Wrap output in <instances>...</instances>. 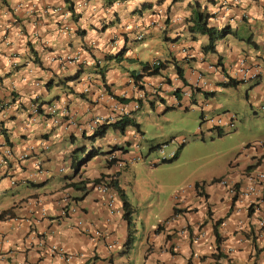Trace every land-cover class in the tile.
<instances>
[{"label":"crops","instance_id":"0c3cea01","mask_svg":"<svg viewBox=\"0 0 264 264\" xmlns=\"http://www.w3.org/2000/svg\"><path fill=\"white\" fill-rule=\"evenodd\" d=\"M195 1L216 12L213 21L228 22L236 31V37L228 35L217 42L216 52L203 53L206 37L193 38L187 30L189 5ZM142 40L156 50L147 61L166 60L167 66L160 75L142 78L148 98L141 108L151 101L156 105L154 88L160 90L164 103L172 105H178L177 89L181 108L198 106L203 114L224 111L226 107L216 100L218 93L231 98L236 93L248 104L264 107V0H0V128L6 129L11 142L8 145L0 133V192H21L12 197L10 206L0 208V212L11 208L10 215L0 217V264H186L190 256L194 264H264L260 224L264 187L258 194L232 197L226 186L211 182L218 176L195 181L201 194L195 182L176 193L172 213L157 224L161 229L144 227L138 235L135 225L134 243L126 249L128 228L120 194L115 189L112 204L107 205L104 194L92 185L94 179L120 172L119 187L134 207L121 185L124 168L118 170L105 157L96 156L73 174L71 150L90 144L77 125L101 116L113 121L121 113V103L131 107L133 102L120 103L105 95L101 79L90 71L99 63L106 68L112 93L132 98L137 88L129 62L136 59L141 66L142 61L139 53L132 54L131 46ZM123 47L120 60L104 58ZM75 55L84 63L79 78L58 85L62 76L77 71L76 63L66 61ZM240 60L249 73L258 71L255 77L235 74ZM199 73L206 84L196 83ZM229 77L240 82L225 85ZM49 79L51 85L46 87ZM37 97L44 104H55L56 123L46 111L33 112L32 99ZM142 111L133 115L138 123ZM130 127L123 134L109 129L94 144L105 152L116 144L123 158L131 156L136 152L124 145L141 129L135 128V134ZM45 141L48 150L43 149ZM7 148L10 156H5ZM263 152L255 148L241 153L243 164L230 172L238 185L247 186L243 174L247 166L264 169ZM22 154L27 157L20 159ZM36 160L41 161L42 174ZM65 194L72 198L74 212H62ZM218 220L219 245L214 234ZM217 246L222 256L215 259Z\"/></svg>","mask_w":264,"mask_h":264},{"label":"rangeland","instance_id":"374dc122","mask_svg":"<svg viewBox=\"0 0 264 264\" xmlns=\"http://www.w3.org/2000/svg\"><path fill=\"white\" fill-rule=\"evenodd\" d=\"M131 50L133 55L140 54L142 62L152 58L156 52L150 48L147 40L134 42ZM138 66L140 62L136 59L129 62L130 70ZM216 97L226 107L218 115L235 113L237 117L235 127L224 131L221 136H218L216 129H210L209 123L201 125V109L198 106L165 110L166 106L173 105L169 101L163 104L157 99L153 108H141L139 125L142 138L139 133L135 137L131 135L130 144L124 145L125 149L140 155L141 159L126 164L121 177V185L136 208L133 217L138 235L144 227L157 226L172 213L176 193L200 179L226 176V173L243 164L241 153L255 149L257 142H264V107L248 104L244 97L236 93L234 98L227 93H218ZM205 113L214 117L213 113L216 112ZM130 129L137 133L134 126ZM84 141L89 143V140ZM162 145H165L163 152H159L158 146ZM177 150L179 152L175 159L161 161ZM19 195L21 192H0V208L10 206L12 197Z\"/></svg>","mask_w":264,"mask_h":264},{"label":"trees","instance_id":"16d2710c","mask_svg":"<svg viewBox=\"0 0 264 264\" xmlns=\"http://www.w3.org/2000/svg\"><path fill=\"white\" fill-rule=\"evenodd\" d=\"M69 6H70V9L73 10V4L71 3ZM189 6L191 9V14L186 19L187 30L190 32V34L193 38H197V36H205L206 37V40H207L206 43H204L201 46V51L203 53L216 52L217 42L220 39H223L228 35H232V36L236 37V31L231 28V26L228 22L217 23V22L213 21L215 14H216L215 11L214 12L210 11L207 6H205V8H201L199 1L192 2V3H190ZM141 37H142V35H139L138 39ZM248 40H250V37L248 38ZM123 49H124V47L118 49L116 52H109L106 54V56L104 58L106 60H109L112 58L120 60ZM72 59L69 60L68 58H66V61H71V62L76 63V65H78L77 71L74 74H67V75L62 76L57 81L58 85L59 84L66 85L69 81H74V80L79 78L80 73L83 70L82 64H84V63H82L80 61V58L78 59V61H75V60L73 61ZM158 60H160V59H158ZM166 66H167L166 60H164V61L160 60L158 65H151V63H149V61H145V62H141V66H140L139 70H132L131 76L133 77L134 82H135V86L137 88L136 94L132 98L119 97V96L112 93L111 88H110L109 84L106 82L105 76H104L106 68L100 67L99 63H95V69L94 70L92 69V71H90V72L97 75L101 79L102 90H103L102 92H104L105 95H107V94L111 95L112 97H116L117 101L128 103L130 100H132L134 102L137 99L138 91L143 92L144 98L147 99L148 93H146L147 91L145 90L144 86L142 85V81H143L142 78L160 75L161 71L163 69H165ZM177 74L180 78H182V73H181L180 68L177 69ZM0 82H1V78H0ZM51 82H52V79H49L48 82H46L45 86L46 87L50 86ZM167 82L170 83V80L167 79ZM238 82H240V81L236 80V79H232L231 77H229V80L226 81L224 84L225 85H233V84H237ZM151 95L155 98V100L158 99L161 103H164V98H162L160 96V94H158V93L152 94L151 93ZM32 103L37 106V112H39L41 114L45 113L44 111H46V108L48 106L47 103L44 104V102H40L39 97L33 98ZM138 103L140 106H142V104L144 103V99H139ZM153 104H154V101H151L150 106L152 108L154 106ZM49 105H51V104H49ZM175 107L176 106H166L165 110L175 108ZM179 107H181V106H179ZM188 108H190V107L189 106L184 107V109H188ZM134 113H135L134 111H130V110L123 112V113H120L114 118L113 121L104 122V123L100 124L95 130L88 131L87 129H85L84 131L81 132L82 138L89 140L90 144L88 146H86L85 144H78L71 150L69 163H70V167L73 168V174L74 175L79 174L81 172V170H80L81 167L83 165H85L87 162H89L90 160H92L94 157L99 156V155H105L107 153V152L103 151L101 149V147H99L97 144H94V141L96 139L103 138L109 129L118 131L122 134L125 132L126 128L129 126H134L135 128L139 129V123L137 121H135L134 116H133ZM229 114L233 116L234 126L232 128H234L235 124H236L237 117H236L235 113H228V115ZM203 115H204L203 110L201 109L200 110L201 124L204 122ZM224 131H226V125L216 126V132H217L218 136H221ZM0 133H1V136L4 137L5 142L8 145H10L11 142L9 141L6 129L1 127ZM73 138L74 137L72 136L71 140H73ZM182 145H183V143L181 144V146ZM153 147H155V146H151V148H153ZM113 148L120 149L119 145H115V147H113ZM178 152L179 151L177 150L173 156H171L170 158H162L161 161L162 162H168V161L175 159L177 157ZM119 173L116 172L111 177L108 184L115 187L117 192L121 196L122 207H123V218L127 222V228H128L127 239L125 241V246H126L125 248L130 249L134 243V240H135L136 228H135V223H134L133 218H132V215L135 212V208L125 198L122 189L119 187V184H118ZM102 179H103V177H100L98 179H94L93 183L96 184ZM81 182H83V181H80V183ZM77 184L78 183L72 182L70 185L74 188H78ZM194 187L196 188L197 193L201 194L200 185L198 182L194 183ZM10 214H11V208L1 211L0 217L3 218L4 216L10 215ZM220 222H221V220H218V221H216V223L214 225V234H215L216 242L218 243V245L221 241V238H220V235L217 231V224H219ZM161 226L162 225L159 224L156 227L155 231L160 230ZM212 256L215 259H218L222 256V253L220 252L219 246H217V253L212 254ZM186 264H194V262L192 260V256H190L187 259Z\"/></svg>","mask_w":264,"mask_h":264},{"label":"built area","instance_id":"2783aa9c","mask_svg":"<svg viewBox=\"0 0 264 264\" xmlns=\"http://www.w3.org/2000/svg\"><path fill=\"white\" fill-rule=\"evenodd\" d=\"M83 3L79 2L78 5L81 6ZM69 60L72 59V57H67ZM79 57L78 55L73 57V61H78ZM160 62V60L158 59H154L152 61V65H158ZM249 68L244 66V62L243 61H238L236 64V69H235V74H239L243 79L247 78V77H255L256 74L258 73L257 70L253 71L252 73H249ZM202 82L203 84L207 83V80L204 78L203 73H199L197 75L196 78V83ZM177 91L174 90V92ZM152 93L155 94H160V90L158 88H154L152 90ZM188 95L190 96V93H188ZM176 98L175 102L176 104H180L179 101V94L178 96L175 95ZM139 99H144V93L141 91H138V96L137 99L132 102L131 107H128L127 105H123L121 102V105L119 106V110L121 111V113L126 112V111H134L139 109L140 105L138 103ZM32 110L34 113H38L37 112V106L35 104L32 105ZM46 112L50 114L53 123L58 121V117H57V107L55 106V104H51L48 105L46 108ZM112 119H108L105 116H101V117H94L91 118L85 125H77L78 130L80 131H84L85 129H87L88 131H92L95 130L100 124L107 122V121H111ZM204 122L205 123H209L210 125H216V126H222V125H226L227 128H232L234 126V120H233V116L232 115H227V116H214V117H204ZM256 146L258 147H262L264 148V143L263 142H258L256 143ZM43 149L44 150H48L49 149V144L45 141L43 142ZM11 155V150L9 148H7L5 150V156H10ZM27 157V154H22L20 155V159H24ZM117 158V154L116 152H112L110 154L107 155V160L108 161H114L115 160V166L117 168H120L124 165L125 161L123 159H116ZM34 165L36 166L38 172L40 174L43 173L42 169H41V161L40 160H36L34 162ZM61 170H63V168H61ZM245 174V179L247 182V186L245 188L241 187L240 189V193L243 195H248V194H258V192H260L263 187H264V169H252L250 171H247L244 173ZM217 182L223 186H227L228 187V191L231 194H235L236 193V187H235V183L236 181L230 176V173H227L226 176L220 177L217 179ZM98 188L99 190L105 194L106 196V200H107V205H111L112 204V199L114 196V193L112 190L109 189V187L106 185V183H99L98 184ZM63 201L65 205H68V210L69 211H74L75 207L73 205V203L69 200V197L67 195H64L63 197ZM62 212L65 214V209L62 210ZM261 225H264V221H262L260 223ZM52 251H56L57 247L52 245L51 247Z\"/></svg>","mask_w":264,"mask_h":264},{"label":"clouds","instance_id":"9594fccd","mask_svg":"<svg viewBox=\"0 0 264 264\" xmlns=\"http://www.w3.org/2000/svg\"><path fill=\"white\" fill-rule=\"evenodd\" d=\"M154 60V59H153ZM152 60V61H153ZM152 61L151 62H149V63H151V65H152ZM153 94V93H152ZM174 94L175 95H177L178 96V91H175L174 92ZM179 105V104H178ZM178 105H173V106H176V107H179ZM151 107V106H150ZM141 109V106L139 107V109H137V110H134V112H136V111H138V110H140ZM132 111V110H131ZM215 116L217 115V116H222V115H218V114H214ZM228 115V113L226 114V115H224V116H227ZM203 117H209L208 115H206V114H204L203 115ZM205 122H203L202 124H204ZM201 124V125H202ZM210 129H216V125H211L210 126ZM230 128H227L226 127V131H228ZM139 133V132H138ZM140 134V136H141V133H139ZM141 138H142V136H141ZM184 141L182 140V143H183ZM258 143V142H257ZM264 143V142H263ZM116 145V144H115ZM115 145H113V146H111L110 147V150L104 155V157H105V161L107 162V163H110V164H113L114 166H115V160L114 161H108L107 160V155L108 154H110V153H112V152H116V154H117V160L118 159H123L124 161H125V163H124V165L122 166V167H120V168H117L116 166H115V168L116 169H118V170H120V169H123L124 167H125V165L126 164H128V162H132L133 160H139V159H141V156L140 155H137L136 153L134 154V153H132V155L131 156H127V157H122L121 156V154H119V149H117V148H113V147H115ZM165 145H162V146H159L158 147V150H159V152H163V147H164ZM254 146H255V148H261L262 149V147H258V146H256V144H254ZM137 147V146H136ZM264 149V148H263ZM176 151H172L171 152V156H173L174 155V153H175ZM170 156V157H171ZM169 157V158H170ZM261 157H264V152L262 153V155H261ZM163 158H166V157H163ZM250 169L252 170V168H250V167H246L244 170H243V174L245 173V172H247V171H250ZM254 169H257V168H254ZM228 173H230V172H228ZM227 174V173H226ZM245 175V174H244ZM111 177L112 176H110V175H108L107 177H105V178H103L102 180H100L98 183H96V184H94L93 182H92V185L93 186H96L97 188H98V184L99 183H106V185L109 187V189L110 190H112L113 191V193H116L117 191L115 190L116 188L115 187H113L112 185H110V184H108L109 183V180L111 179ZM220 177H223V176H220ZM220 177H216V178H213L212 180H211V182H217V179L218 178H220ZM236 181V183H235V187H236V193L235 194H231L229 191H228V187H227V191H228V193H229V195L230 196H232V197H236L237 195H238V193H240V189H241V187L242 186H240V185H238V183H239V181H237V180H235ZM223 186V185H222ZM239 187H240V189H239ZM99 189V188H98ZM116 191V192H115ZM101 192V191H100ZM102 193V192H101ZM65 195H67V194H65ZM115 195V194H114ZM68 197H69V200L73 203V201H72V198L70 197V195H67ZM104 196H105V194H104ZM106 197V196H105ZM63 200V199H62ZM73 205H74V203H73ZM74 207H75V205H74ZM76 208V207H75ZM63 209H65V211L66 210H68V205H65L64 204V201H63V208H62V210ZM69 211V210H68ZM75 211V210H74ZM74 211H72V212H74ZM71 212V211H70ZM65 214H66V212H65ZM262 227H264V225H262Z\"/></svg>","mask_w":264,"mask_h":264}]
</instances>
